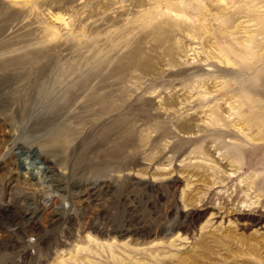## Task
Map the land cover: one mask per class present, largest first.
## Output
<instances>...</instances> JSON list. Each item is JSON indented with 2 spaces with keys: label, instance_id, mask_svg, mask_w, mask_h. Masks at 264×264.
<instances>
[{
  "label": "rangeland",
  "instance_id": "obj_1",
  "mask_svg": "<svg viewBox=\"0 0 264 264\" xmlns=\"http://www.w3.org/2000/svg\"><path fill=\"white\" fill-rule=\"evenodd\" d=\"M163 1L0 0V264H264V0Z\"/></svg>",
  "mask_w": 264,
  "mask_h": 264
},
{
  "label": "bare ground",
  "instance_id": "obj_2",
  "mask_svg": "<svg viewBox=\"0 0 264 264\" xmlns=\"http://www.w3.org/2000/svg\"><path fill=\"white\" fill-rule=\"evenodd\" d=\"M159 1H160V0H159ZM161 2H163V3H164V1H163V0H161ZM166 3H167V2H166ZM166 3H165V4H166ZM168 3H169V2H168ZM160 4H161V3H160ZM158 5H159V4H158ZM153 7H155V6H153ZM157 7H158V6H157ZM151 10H152V9H151ZM156 10H157V8H156ZM158 10H159V9H158ZM153 11H154V10H152V13H153ZM149 19H150V18H149ZM149 19H148V20H149ZM151 20H152V18H151ZM151 20H150V21H151ZM161 29H162V28H161Z\"/></svg>",
  "mask_w": 264,
  "mask_h": 264
}]
</instances>
